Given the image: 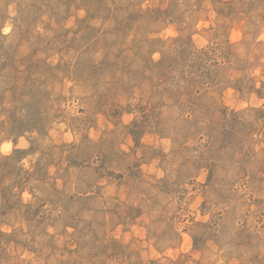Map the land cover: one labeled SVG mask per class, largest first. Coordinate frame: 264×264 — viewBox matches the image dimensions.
Segmentation results:
<instances>
[{"label":"rangeland","instance_id":"rangeland-1","mask_svg":"<svg viewBox=\"0 0 264 264\" xmlns=\"http://www.w3.org/2000/svg\"><path fill=\"white\" fill-rule=\"evenodd\" d=\"M0 264H264V0H0Z\"/></svg>","mask_w":264,"mask_h":264}]
</instances>
